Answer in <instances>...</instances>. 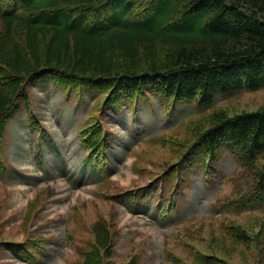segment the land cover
Masks as SVG:
<instances>
[{
  "label": "rangeland",
  "instance_id": "374dc122",
  "mask_svg": "<svg viewBox=\"0 0 264 264\" xmlns=\"http://www.w3.org/2000/svg\"><path fill=\"white\" fill-rule=\"evenodd\" d=\"M5 35L0 19V45ZM81 88L24 85L0 140V264H264V153L244 166L234 149L211 161L198 143L216 113L262 108L264 87L211 103L122 92L111 108L108 91ZM96 124L115 149L103 176L83 162Z\"/></svg>",
  "mask_w": 264,
  "mask_h": 264
},
{
  "label": "trees",
  "instance_id": "16d2710c",
  "mask_svg": "<svg viewBox=\"0 0 264 264\" xmlns=\"http://www.w3.org/2000/svg\"><path fill=\"white\" fill-rule=\"evenodd\" d=\"M0 19V78L7 81L0 84V140L18 99L27 101L29 81L108 91V108L122 103V92L133 98L151 90L178 101L201 95L211 103L264 87V0H0ZM214 116L198 139L209 160L224 145L244 166L264 153V106ZM84 130L83 162L103 176L115 149L100 124ZM260 178L264 184V169ZM96 230L98 246L108 249L110 231ZM82 264L97 263L88 256Z\"/></svg>",
  "mask_w": 264,
  "mask_h": 264
}]
</instances>
